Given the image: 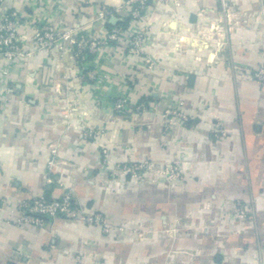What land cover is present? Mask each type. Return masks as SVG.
<instances>
[{
    "label": "crops",
    "instance_id": "0c3cea01",
    "mask_svg": "<svg viewBox=\"0 0 264 264\" xmlns=\"http://www.w3.org/2000/svg\"><path fill=\"white\" fill-rule=\"evenodd\" d=\"M123 1L2 2L20 43L0 66V264H75L77 254L80 264H264V86L251 74L264 62V0H232L230 22L219 0L151 5L136 20ZM47 24L77 38L121 32L82 69L68 39L37 45L34 29ZM134 29L146 31L139 57L126 50ZM119 95L131 106L122 116ZM178 104L189 121L170 125L163 112ZM216 119L224 139L213 136ZM85 129L102 131L84 139ZM144 159L157 171L176 162L181 179L152 170L134 179L126 168ZM65 190L123 232L11 220L8 206ZM236 201L251 203L250 220H228Z\"/></svg>",
    "mask_w": 264,
    "mask_h": 264
},
{
    "label": "built area",
    "instance_id": "2783aa9c",
    "mask_svg": "<svg viewBox=\"0 0 264 264\" xmlns=\"http://www.w3.org/2000/svg\"><path fill=\"white\" fill-rule=\"evenodd\" d=\"M171 1L178 2V0H124L123 5L128 9V17L132 20H136L141 18L151 5L155 7ZM2 2L3 0H0V66L2 62L11 63L14 61L19 54L20 43L17 29L19 24L14 14L2 7ZM219 2L225 12L226 20L230 22L231 16L233 15V12L230 11V5L233 3L232 0H219ZM108 14V10L101 9L97 16L99 20H103L106 23ZM261 15L264 21V9L261 11ZM120 32L121 30L119 27H112L98 38L90 39L82 36L77 38L71 31L59 32L55 27L47 24L34 29V40L39 47L50 48L53 44L68 39V42L74 50L76 59L84 66L82 69H86L89 55L95 53L99 47L106 43L118 41ZM145 38L146 31L134 29L128 37L127 53L133 57L142 56L144 54ZM147 62L149 61L147 60ZM251 74L262 86H264V62H259L257 66L254 67ZM81 75L87 76L89 79L95 81L97 78V72L95 70H84ZM130 108L131 106L125 96L119 95L115 97L113 111L116 115L122 116L130 111ZM132 109L135 113H142L144 111V104L139 103L134 105ZM163 116L170 125L177 122L187 123L189 121V115L184 110L182 104L165 109ZM101 131L102 129H85L82 132V137L84 139H90L98 135ZM227 135L228 132L223 123L216 119L214 122L213 136L224 139ZM151 168L152 161L144 159L133 162L126 168V171L129 172L134 179L140 180L146 171H157ZM157 172H161L170 181L181 179L179 165L174 161H165L162 169ZM261 197L260 202L264 205V195ZM233 206L234 209L231 215H229V221L239 223L250 220L252 216L251 203L236 201ZM3 207H5V205L3 203L0 204V209ZM7 209L10 215H13L11 220L18 225L41 228L47 220L55 217H62L64 219L80 220L86 225L99 226L105 233L115 231L117 234H121L124 230L123 226H117L109 222L106 214L102 211H94L91 214L86 213L83 206L74 198L69 190L63 191L57 198L46 197L43 194L33 196L14 206H8ZM80 259L81 256L77 254L74 258L75 264H80Z\"/></svg>",
    "mask_w": 264,
    "mask_h": 264
}]
</instances>
